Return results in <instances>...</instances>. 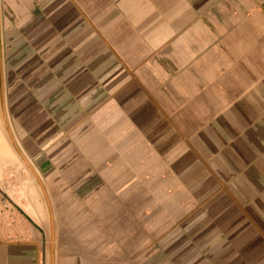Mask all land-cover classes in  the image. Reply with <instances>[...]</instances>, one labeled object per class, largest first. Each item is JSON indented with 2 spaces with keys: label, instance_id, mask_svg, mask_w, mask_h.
Wrapping results in <instances>:
<instances>
[{
  "label": "crops",
  "instance_id": "1",
  "mask_svg": "<svg viewBox=\"0 0 264 264\" xmlns=\"http://www.w3.org/2000/svg\"><path fill=\"white\" fill-rule=\"evenodd\" d=\"M15 147L53 264H264V0H0V264H51Z\"/></svg>",
  "mask_w": 264,
  "mask_h": 264
},
{
  "label": "water",
  "instance_id": "2",
  "mask_svg": "<svg viewBox=\"0 0 264 264\" xmlns=\"http://www.w3.org/2000/svg\"><path fill=\"white\" fill-rule=\"evenodd\" d=\"M16 148V151L17 153L20 155L23 163L26 165V167L30 170L32 176L35 178V180L37 181L43 195H44V198L47 202V206H48V209H49V217H50V250H51V264H53V246H54V222H53V217H52V212L50 210V204H49V201H48V198H47V195H46V192H45V189H44V186L38 176V174L36 173V171L34 170V168L32 167V165L28 162V160H26L24 158V156L22 155V153L18 150L17 147Z\"/></svg>",
  "mask_w": 264,
  "mask_h": 264
},
{
  "label": "rangeland",
  "instance_id": "3",
  "mask_svg": "<svg viewBox=\"0 0 264 264\" xmlns=\"http://www.w3.org/2000/svg\"><path fill=\"white\" fill-rule=\"evenodd\" d=\"M68 151H70V149ZM32 182H34V183H36V185H38L37 181L35 180V178L33 176H32Z\"/></svg>",
  "mask_w": 264,
  "mask_h": 264
}]
</instances>
